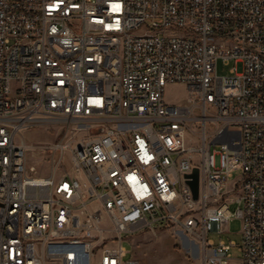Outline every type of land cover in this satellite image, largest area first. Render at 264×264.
I'll return each instance as SVG.
<instances>
[{
  "label": "built area",
  "instance_id": "2783aa9c",
  "mask_svg": "<svg viewBox=\"0 0 264 264\" xmlns=\"http://www.w3.org/2000/svg\"><path fill=\"white\" fill-rule=\"evenodd\" d=\"M38 124L66 130L46 172L21 163L17 134ZM234 216L239 245L209 236ZM169 227L200 264L234 245L264 264V0H0V264H141L125 235Z\"/></svg>",
  "mask_w": 264,
  "mask_h": 264
},
{
  "label": "rangeland",
  "instance_id": "374dc122",
  "mask_svg": "<svg viewBox=\"0 0 264 264\" xmlns=\"http://www.w3.org/2000/svg\"><path fill=\"white\" fill-rule=\"evenodd\" d=\"M232 62L219 59L217 71L219 74L229 73ZM186 88L183 83H171L166 88V97L170 102H181L185 99ZM71 134V133H70ZM66 135V130L59 125L38 124L21 130L17 137L24 140L28 148V159L41 167L43 172L48 169L47 164L49 153L45 147L56 139ZM81 133L76 134L79 136ZM67 161V158H66ZM67 163V162H66ZM241 174V169L233 172L232 179ZM234 208L235 204H231ZM242 219L234 216L230 220L229 230L224 233L210 231L209 236L218 241L224 238L229 241L236 240L238 245L242 241ZM124 244L128 249V256L138 258L141 264H200V245L193 236L183 233V231L169 227L152 230L144 228L136 233L125 235ZM238 245L231 248L232 259L230 264L241 262V251ZM96 264V263H94Z\"/></svg>",
  "mask_w": 264,
  "mask_h": 264
},
{
  "label": "bare ground",
  "instance_id": "6f19581e",
  "mask_svg": "<svg viewBox=\"0 0 264 264\" xmlns=\"http://www.w3.org/2000/svg\"><path fill=\"white\" fill-rule=\"evenodd\" d=\"M20 95V86H9L7 102H15V96ZM70 159L78 165H86L92 161L90 148H70ZM21 163H28V156H21ZM3 193H11V183H4ZM17 198L26 197V189L23 185H15Z\"/></svg>",
  "mask_w": 264,
  "mask_h": 264
},
{
  "label": "water",
  "instance_id": "95a60500",
  "mask_svg": "<svg viewBox=\"0 0 264 264\" xmlns=\"http://www.w3.org/2000/svg\"><path fill=\"white\" fill-rule=\"evenodd\" d=\"M192 176H193V179H191L190 182L192 184L195 197H198V186H199L198 168H195L194 172L192 173Z\"/></svg>",
  "mask_w": 264,
  "mask_h": 264
},
{
  "label": "crops",
  "instance_id": "0c3cea01",
  "mask_svg": "<svg viewBox=\"0 0 264 264\" xmlns=\"http://www.w3.org/2000/svg\"><path fill=\"white\" fill-rule=\"evenodd\" d=\"M234 264H241V262L239 263V262H236V263H234Z\"/></svg>",
  "mask_w": 264,
  "mask_h": 264
}]
</instances>
